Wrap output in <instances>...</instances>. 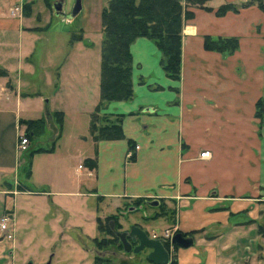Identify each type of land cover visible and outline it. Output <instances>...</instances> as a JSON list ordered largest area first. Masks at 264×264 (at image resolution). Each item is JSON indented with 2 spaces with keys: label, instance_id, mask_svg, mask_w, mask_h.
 <instances>
[{
  "label": "crops",
  "instance_id": "1",
  "mask_svg": "<svg viewBox=\"0 0 264 264\" xmlns=\"http://www.w3.org/2000/svg\"><path fill=\"white\" fill-rule=\"evenodd\" d=\"M25 3L32 10L26 14ZM226 3L237 11L216 15ZM207 5L212 10L193 8V18L184 22L178 80L165 74L151 40L137 38L131 44L133 95L103 107L104 113L122 115L124 138L94 141L89 125L100 97V52L92 55L91 42L80 36L70 41L71 48L79 44L73 54L68 50L62 60L43 62L41 79L32 65L23 73L34 43L52 20L38 13L37 0H0L3 203L10 193L29 191L26 179L33 176L44 193L92 197L97 209L121 215L136 209L137 201L156 200L142 225L159 227L156 234L168 228L193 238L191 246L173 249L176 264H264V113L256 116L257 101L264 104V46L258 40L264 37V11L251 0H209ZM15 6L21 11L11 12ZM247 32L252 42L242 43L240 36ZM205 35L237 37L238 48L206 50ZM56 112L62 114L60 130ZM38 118L44 126L22 152V181L17 148L26 130L22 121ZM128 141L130 147L138 145L131 149L132 160L126 158ZM36 148L50 150L30 154ZM203 151L209 156L201 158ZM19 183L23 188L13 192ZM161 205L172 213L153 217Z\"/></svg>",
  "mask_w": 264,
  "mask_h": 264
},
{
  "label": "rangeland",
  "instance_id": "2",
  "mask_svg": "<svg viewBox=\"0 0 264 264\" xmlns=\"http://www.w3.org/2000/svg\"><path fill=\"white\" fill-rule=\"evenodd\" d=\"M54 1L51 0V9H49L43 4V0H37L40 3L38 13L42 15V18L49 15L52 21L46 28L47 32L40 35V41L34 43L33 52L30 57H27L29 62H26L22 69L25 73V67L32 65L36 70V77L39 76L40 79L41 73L44 71L43 62L62 60L68 50L70 54H73L72 50H75L79 45L75 43V46L70 47L73 34L83 36L86 42L88 40L91 42L89 51L92 55L100 52L102 33L98 29L100 23L98 7L100 8L101 0H81V10L70 20L66 17L75 0H58L62 2V11L66 16L55 13L52 7ZM13 11L20 12L21 8L11 12ZM29 11H32L30 7ZM260 26L262 30L264 19ZM262 36L261 39H256L261 41L264 46V37ZM240 40L246 44L252 42L248 32L243 33ZM73 57L76 58L75 55ZM261 62L263 64L260 67V75L264 84V59ZM15 70L16 68L12 73L13 77L16 76ZM38 85V89H40L42 83L39 82ZM103 110L104 108H101L98 112L99 115L108 114ZM258 117L260 118L262 115ZM101 122L99 120V123ZM130 143L129 147L132 145ZM134 147L135 145L128 151ZM23 155L22 152L19 155V179L22 181V168L26 161V157ZM126 158L132 160L134 157L132 155L129 158L126 156ZM26 184L30 188L29 191L10 193L6 195L4 203V196L0 195V215L7 212L11 216L8 233L0 230V264H27L29 261L32 264H45L49 259L50 264H93V259L99 255V252L96 250L92 238L108 236L105 232L98 230L96 220L98 216H102L99 220L104 225L106 217L115 216L120 228L129 231L133 225L143 226L141 220L152 209L147 203L141 204L143 206L141 208H138L140 205L133 203L132 208H137L127 210L121 215L120 210H108L105 207L97 209L92 197L57 194L51 196L50 193H44L41 188L37 187L35 176L26 179ZM22 188L20 183L15 184L13 192ZM157 228L159 229V227ZM143 229L149 236L159 232L158 229L155 230L154 225L143 226ZM8 234L11 237H8ZM101 253L103 256L110 257L112 264H153L147 259V248L137 253L132 251L126 253L122 249H118L116 245H109Z\"/></svg>",
  "mask_w": 264,
  "mask_h": 264
},
{
  "label": "trees",
  "instance_id": "3",
  "mask_svg": "<svg viewBox=\"0 0 264 264\" xmlns=\"http://www.w3.org/2000/svg\"><path fill=\"white\" fill-rule=\"evenodd\" d=\"M47 8L51 9V0H43ZM209 0H104L100 12L102 39L100 44V97L94 111L90 115L89 132L94 141L123 139L121 114L99 115L101 108L110 101H126L133 95L132 88V54L131 44L137 38L151 40L161 53L160 65L165 74L173 79L180 78L182 28L184 22L193 18V8L212 10L207 5ZM256 2L260 10L264 11L263 0ZM30 5L25 3L23 11L28 13ZM237 11L235 5L226 3L215 10L218 16L227 11ZM81 38L73 34L71 41ZM237 37H203V46L206 50L217 52H232L238 48ZM5 71L0 69V75ZM264 113V104L261 100L256 103V116ZM55 121L60 130L62 125L61 112L54 113ZM102 121L99 123V120ZM26 125L25 136L30 139L40 133L44 126V119L23 120ZM131 142V141H129ZM131 144V143H130ZM49 149L36 148L30 154ZM93 162V161H90ZM141 202L137 201V205ZM161 211L153 217H158L172 211H167L161 205ZM98 230L108 236L92 238L98 252L105 250L109 245H116L122 249L118 237L111 230L108 222L114 221L115 228H120L116 217L110 215L105 218V225L96 218ZM168 246V244H167ZM176 249V245H173ZM123 250V249H122ZM152 263V262H151ZM93 264H112V259L96 255ZM155 264V263H153ZM170 264H176L172 261Z\"/></svg>",
  "mask_w": 264,
  "mask_h": 264
},
{
  "label": "water",
  "instance_id": "4",
  "mask_svg": "<svg viewBox=\"0 0 264 264\" xmlns=\"http://www.w3.org/2000/svg\"><path fill=\"white\" fill-rule=\"evenodd\" d=\"M56 14L66 16L62 11V2L55 0L52 5ZM81 10V0H75L73 7L67 15V19H73ZM149 204L157 205L158 201H151ZM116 237H118L122 244L124 252L137 253L144 248L148 249L147 259L155 264H169L173 260L170 259V251L166 249L161 239L152 238L148 233L137 225L131 226L130 230L127 231H114ZM130 238V241L128 240ZM132 242H137L135 246H132ZM171 245H176L180 248H187L193 244V238L183 235L181 232H175L171 237ZM27 264H32L29 261ZM50 264V259L45 263Z\"/></svg>",
  "mask_w": 264,
  "mask_h": 264
},
{
  "label": "built area",
  "instance_id": "5",
  "mask_svg": "<svg viewBox=\"0 0 264 264\" xmlns=\"http://www.w3.org/2000/svg\"><path fill=\"white\" fill-rule=\"evenodd\" d=\"M20 7L15 6L14 10H19ZM28 145H29V140L25 135H20L19 140H18V144H17V148L19 151L24 152L28 150ZM134 149H138V145H135ZM133 155V151L130 150L127 152L126 156L129 158L130 156ZM199 156L201 158H205L209 156V151H203L199 153ZM11 221V216L9 215V213L7 212H3L0 215V230L3 232H7L8 233V224ZM174 231L170 230V229H164L159 235H156L155 233L151 235L152 238H160L162 240H170V238L172 237ZM8 237H11L10 234H8Z\"/></svg>",
  "mask_w": 264,
  "mask_h": 264
},
{
  "label": "flooded vegetation",
  "instance_id": "6",
  "mask_svg": "<svg viewBox=\"0 0 264 264\" xmlns=\"http://www.w3.org/2000/svg\"><path fill=\"white\" fill-rule=\"evenodd\" d=\"M108 224H109V226H110V228H111V230L114 232V231H118V230H120L121 228H115V222L114 221H109L108 222ZM140 227V226H139ZM141 228V227H140ZM130 230V229H129ZM120 231H127L128 232V230H120ZM174 231V230H173ZM175 232H179V231H174V233ZM173 233V234H174ZM183 235H185V236H189V237H191V235L190 234H187V233H183ZM158 239H160V238H158ZM128 240L130 241V238H128ZM162 240V239H161ZM171 238H170V240H162V243L164 244V246L166 247V249H168L169 251H170V259H172L173 261H174V259L172 258V251H173V249H175L174 247H173V245H171ZM137 244V242H132V246H135ZM167 244H168V246H167ZM143 250V249H142ZM141 250V251H142ZM99 255L100 256H103V254L101 253V252H99ZM149 261V260H148Z\"/></svg>",
  "mask_w": 264,
  "mask_h": 264
}]
</instances>
